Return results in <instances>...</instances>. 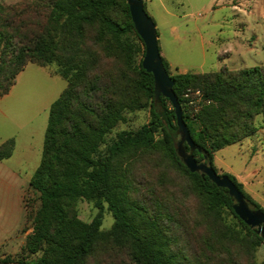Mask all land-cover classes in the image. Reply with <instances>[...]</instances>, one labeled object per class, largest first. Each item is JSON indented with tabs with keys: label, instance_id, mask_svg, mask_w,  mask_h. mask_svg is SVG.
Here are the masks:
<instances>
[{
	"label": "trees",
	"instance_id": "16d2710c",
	"mask_svg": "<svg viewBox=\"0 0 264 264\" xmlns=\"http://www.w3.org/2000/svg\"><path fill=\"white\" fill-rule=\"evenodd\" d=\"M51 8L49 26L33 36L18 37L15 26L0 18V98L29 63L56 64V74L67 81L51 105L42 159L30 180L40 201L32 233L25 239L23 256H0V264H88L104 242L127 248L135 264H200L180 245L159 199L140 195L130 167L140 154L153 151L164 154L190 180L215 224L222 222L224 213L237 220L243 236L235 238L254 253L264 239L235 214L228 190L190 172L177 155L175 112L164 97L155 104L154 77L142 67L145 45L128 0H52ZM101 56L114 63L105 74L100 72ZM162 61L174 81L191 137L205 151H196L195 159L218 173L215 153L258 132L255 117L264 114V66L171 75L170 64L163 57ZM187 89L200 90L210 102L194 119L185 106ZM146 107L152 114L147 124L109 137L125 120L126 110ZM14 146V140L2 144L0 159L10 157ZM223 175L250 206L264 212L235 176ZM81 200L99 209L90 223L78 217ZM105 204L115 220L108 232L101 230Z\"/></svg>",
	"mask_w": 264,
	"mask_h": 264
},
{
	"label": "rangeland",
	"instance_id": "374dc122",
	"mask_svg": "<svg viewBox=\"0 0 264 264\" xmlns=\"http://www.w3.org/2000/svg\"><path fill=\"white\" fill-rule=\"evenodd\" d=\"M52 0H0V18L18 30L17 36H33L49 26ZM147 13L158 31L161 56L170 64V74L218 72L223 67L241 70L264 66V0H144ZM256 10V26L248 14ZM5 22V21H4ZM14 22V23H13ZM255 25V24H254ZM253 27V28H252ZM18 40V39H17ZM4 42L0 38V55ZM114 68L110 59L101 56L100 72ZM57 66L41 67L29 63L17 76L11 89L9 104L21 134L34 140V154L27 164V175L37 169L43 150L51 105L67 87V81L56 74ZM198 103L185 106L192 116ZM125 120L109 135L136 131L147 124L152 114L149 107L126 110ZM258 132L240 144L228 146L214 155L218 174H230L244 185L245 191L264 209V114L255 117ZM161 137V134L159 135ZM180 140L178 136L176 143ZM140 195L146 200L159 199L181 246L200 264H264V242L249 252L238 238L241 226L230 214H223L215 224L206 213L203 200L190 180L182 175L161 152L140 154L131 165ZM25 222L20 231L33 229L32 217L40 207L38 194L28 185L24 192ZM77 214L84 222H92L99 209L81 200ZM30 216V218H29ZM115 220L105 204L101 230H111ZM227 225V227H224ZM229 230V231H228ZM32 233V232H31ZM30 233V234H31ZM29 235V234H28ZM24 247V246H23ZM23 250V248H22ZM17 254H0L20 258ZM88 264H135L127 248L110 242L97 247Z\"/></svg>",
	"mask_w": 264,
	"mask_h": 264
},
{
	"label": "water",
	"instance_id": "95a60500",
	"mask_svg": "<svg viewBox=\"0 0 264 264\" xmlns=\"http://www.w3.org/2000/svg\"><path fill=\"white\" fill-rule=\"evenodd\" d=\"M128 6L135 30L145 45V56L142 67L154 77L155 104L160 103L161 97H164L169 100L175 112L178 128L177 135L180 137V140L175 143L177 155L190 172L199 173L203 177L206 176L217 187L227 189L229 196L235 201L233 206L235 214L264 239V212L250 206L244 195L229 177L219 175L205 161L201 163L196 161L194 153L198 151L204 154L205 151L194 143L187 124L184 121V112L174 91V81L162 61L156 24L145 10L144 0H128ZM185 145H187L189 151Z\"/></svg>",
	"mask_w": 264,
	"mask_h": 264
},
{
	"label": "crops",
	"instance_id": "0c3cea01",
	"mask_svg": "<svg viewBox=\"0 0 264 264\" xmlns=\"http://www.w3.org/2000/svg\"><path fill=\"white\" fill-rule=\"evenodd\" d=\"M248 14L255 24L253 26H256V10ZM10 97L11 90L0 98V146L9 140L15 142L11 156L0 159V254L14 255L22 250L26 237L32 232L26 230L23 235L20 233L25 222L24 192L33 176L27 175L26 168L34 154L35 144H40L42 138L34 140L32 133L25 136L27 130L24 126L19 128L16 117L12 116Z\"/></svg>",
	"mask_w": 264,
	"mask_h": 264
},
{
	"label": "built area",
	"instance_id": "2783aa9c",
	"mask_svg": "<svg viewBox=\"0 0 264 264\" xmlns=\"http://www.w3.org/2000/svg\"><path fill=\"white\" fill-rule=\"evenodd\" d=\"M183 97L187 105L198 103L194 109V113L191 116L193 119L195 117V114H197L201 109L202 105L210 103L208 100H205L203 93L200 90L187 89Z\"/></svg>",
	"mask_w": 264,
	"mask_h": 264
}]
</instances>
